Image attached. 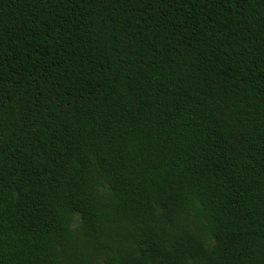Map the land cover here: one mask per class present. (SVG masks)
<instances>
[{"label":"trees","instance_id":"trees-1","mask_svg":"<svg viewBox=\"0 0 264 264\" xmlns=\"http://www.w3.org/2000/svg\"><path fill=\"white\" fill-rule=\"evenodd\" d=\"M0 264H264V0H0Z\"/></svg>","mask_w":264,"mask_h":264}]
</instances>
